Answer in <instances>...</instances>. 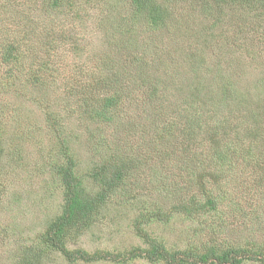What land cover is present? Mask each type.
<instances>
[{
    "label": "rangeland",
    "instance_id": "rangeland-1",
    "mask_svg": "<svg viewBox=\"0 0 264 264\" xmlns=\"http://www.w3.org/2000/svg\"><path fill=\"white\" fill-rule=\"evenodd\" d=\"M46 1L37 9L26 0H0V49L12 39L29 47L23 49L24 66L21 69L19 62L13 79L3 76L0 65V82L7 92L0 88V98L5 99L0 145L11 153L0 149V264H18L24 246L61 212L66 191L61 166L73 162L82 193H94L98 184L90 178L92 172L111 166L110 157L115 156L139 169L130 176L132 194L160 203L165 218L143 221L141 227L167 248L261 243L264 185L256 193L258 200L249 201L248 183L255 169H264V16L254 19L252 9L245 12L236 2L151 0L164 3L168 14L165 26H155L145 20V12L137 14L130 0H72L80 13L70 17L65 10L60 27L75 39L58 43L56 58L41 70L40 80L30 84L24 71L32 70L36 57L45 56L38 40L49 25L45 19L51 7ZM257 12L264 15V4ZM241 18L248 20L241 23ZM134 52L147 60L152 73L155 64L167 71L178 69L174 85L166 78L165 86H157L164 106L157 116L151 113L156 112L152 103L141 105L145 88L139 80L117 63ZM108 60L118 69L104 68ZM107 78L113 82L110 86L103 85ZM196 84L199 90L194 93ZM101 88L105 94L130 99L112 111L109 120L90 118L84 103L78 102V97L98 95V90L104 95ZM182 100L190 103L191 121L178 118L176 127L159 136L162 123L176 121L171 117L174 103ZM197 117L193 139L188 138L186 125ZM137 129L145 134L135 139ZM153 130L158 131L157 145L149 143ZM217 145L232 157L233 167L226 164L222 173L213 170L214 177H202L203 168L216 161ZM130 192L107 193L89 224L68 233L65 249L85 252L88 260L74 254L68 261L61 251L47 249L35 264H164L144 258L117 263L104 256L106 251L145 246L134 226L143 204L130 199ZM191 195L201 202L210 195L216 210L191 218L183 210H170Z\"/></svg>",
    "mask_w": 264,
    "mask_h": 264
},
{
    "label": "trees",
    "instance_id": "trees-1",
    "mask_svg": "<svg viewBox=\"0 0 264 264\" xmlns=\"http://www.w3.org/2000/svg\"><path fill=\"white\" fill-rule=\"evenodd\" d=\"M26 1L29 2L30 7H37V9L42 8L43 3H47L46 0ZM212 1L221 4L236 2V4L241 5V9H243V11L245 12H247V10L252 9V15L255 14L253 17L254 19H259L264 16L259 15L257 12L258 7L264 4V0ZM130 2L133 8L136 10L137 14L143 12L146 13L144 18L145 20L147 18L149 19L148 24L150 23L156 26L162 25L164 23L163 26L166 25V22L168 20V14L166 8L164 7V3H153L151 0H130ZM203 2L209 3L210 0H206ZM48 4L51 8L49 13L46 11L45 20L49 21L48 28H46L45 31L47 33H45L43 36H40L41 39L38 40V46L44 48L45 56H42L41 59L39 57H36V61L34 64L35 67L33 66L32 70L28 68L24 71V74L28 77L27 81L30 84L34 83L33 80L39 81L42 76L41 70L44 67L48 68L47 66L50 65L49 62L52 61L53 58H56L55 52L58 43L63 42V40L65 41L75 39V37H72L71 34H68L62 29V27H60V25H63L61 15L65 10H67L66 15H70V17H75L77 14L80 13L79 8L74 5L72 0H48ZM78 16L82 17L81 15ZM42 20H44L43 17L39 18V21ZM247 20L248 18H241V23L247 22ZM70 25H74L73 27H75L76 29L78 28L77 23L75 22ZM20 43L21 42H18L17 40L14 41L12 39L11 41H9V43L4 46L3 49H0V51H2L0 53V65L3 64L1 70L4 74V77L7 76V78L11 77L13 79V77H16L17 72H19V68L17 67L19 62L21 69L24 66V60L22 61V59H24V55L22 54V52H24L23 49L25 50L29 47H22V44ZM35 46L36 45H34L33 47ZM189 56L192 57V55ZM117 63H123V67L125 68V70H122L125 71V74L133 76L137 81L139 80V82L141 83L140 86L145 88L141 97V105L143 104L144 106H148L152 103L154 105L153 111H156L157 113H151L157 116L158 111L164 108L163 102L160 100L159 95L157 93V86H165L166 78L170 82L169 86L174 85V78L179 73L178 69L174 68V71H167L166 68H161L160 65L155 64V67L153 66L155 72L152 73L149 71L150 68H148L149 64L147 63V60L145 61L143 56H141L140 54H135V52L130 53L129 57L127 58H119ZM141 63L143 65H141ZM57 65L58 63L54 62L53 67H57ZM114 65L118 69L116 62L114 63V61L108 60V62H106V64L104 65V68L106 67L108 70H112ZM130 65L131 68H129ZM119 74L120 76L122 75L121 70L119 71ZM138 74H141L142 76L137 77ZM115 76L117 79V73L115 74ZM1 82L0 88H2L6 92L5 86ZM101 83L103 82L98 81L97 85H101ZM108 83L112 84L113 82L109 78H107L105 80V84L103 85L110 86L108 85ZM10 89L11 88H9V90ZM194 90H199L198 84L193 86V92L195 93ZM101 91L104 95L99 96L100 92L98 90V95H96L95 93L88 97H85L86 94L82 98L78 97V102L84 103L83 107L87 110L90 118H97L99 120H109L111 119L110 117H112V111L119 110V105L122 102L130 103V99H128V96L122 97L121 95H119V93L116 92L105 94L102 88ZM4 100L5 99L0 98V116L3 107H5ZM174 104L175 107L173 108V112L175 114L174 116L171 115V117H173V119L176 117V121H171V123L169 124L162 123L164 130H159V136L161 137L164 133L169 132L172 126L176 127L177 121L181 120L178 118L183 117L184 119H186L188 117V120L191 121L190 103L188 106L186 105V103H184V100H182L176 101ZM149 113L150 111H145L144 116ZM195 121L197 122L193 121L192 124L186 125V136L188 138L190 137L193 139V136H191L192 130L199 124L198 117L195 119ZM203 125H205V128H207V123L204 122ZM200 128H202V125L198 129ZM152 132L153 136L152 138H150L149 143L157 145L159 138L157 134L158 131L153 130ZM136 133L138 135L135 136V139L138 137L141 138L145 134L144 130L142 129L135 130L134 134ZM211 141L215 143L213 139ZM210 147H212V145ZM103 148H105V146ZM214 148H216V150H214L213 157L214 159H216V161H213L212 163L209 162V166L211 168L209 166L203 168L202 165L203 171L201 173H206V175H202V177H214L213 170H216L215 173H217V175L219 173H222L223 171H225V168L223 166L226 164H229L230 167H233L232 162L234 161L232 157H229L228 154L225 153V149L222 150V148L218 145L213 146V149ZM0 149L5 150L7 155L11 154L10 151H8L7 146L3 148L0 145ZM64 154H66V152H64ZM121 158L117 159L116 156L110 157L111 166L107 167L102 165L100 169H97L98 172H92L90 178L92 179V181L94 180L95 184H98L97 190L94 193H89L85 191L84 193H82V188H80L81 180L76 177L73 172L75 167V164L73 162L68 161L67 166H61L59 173L61 174L63 182H65L66 184V191L62 202L61 212L54 217V219L49 224L46 230L38 233L31 240L30 243L24 246V248L21 250L20 255L18 256L20 257L18 260V264H35V261H37L47 249L61 251L63 254H65L68 261H73L74 254L77 255V257H83V259L88 260V255L85 254V252H81L80 250H77L75 252H68L65 249L64 240L66 239L71 229L73 230L74 228H78V225L80 224H82L83 226L89 224V222L93 218L94 213H96L99 204L105 201L107 193L114 194L115 192V194L118 193V195L127 196V193L131 191V188H129V186L131 185L130 176H132L133 172V175H135V172H138L139 169H137L136 165H133L132 162L126 163V160H120ZM190 163H193V159L190 161ZM200 163L203 162L200 160ZM255 170H257V172H254L253 178L251 177L250 183H248V186L251 187L250 190L252 191V195L251 198H249V201L258 200L256 197V193L259 192L260 187L264 185V169L261 168ZM197 180L199 181L200 178H197ZM160 189L163 190L162 188ZM160 189L158 190L161 191ZM204 192L207 193L206 190H204ZM130 193V199H132L133 201H141L143 204L142 212L140 213V216L137 217L134 226L136 227L137 236H139L140 238H144L143 241L145 243V246H134L123 252L116 253H110L109 251H106L104 256L109 257L110 260L117 263H121L124 262L125 259L132 260L135 258H144L147 259L149 262H161L164 264H243L246 261H257L264 264V238L261 243L256 242L253 244H249L247 240H244V242L242 243H236L233 245L228 244L224 246H217L216 244H212L210 246H204L201 250H198V247L194 245L184 249L167 248L162 240H158L156 237H151L147 235L142 231L141 227V223L143 221L148 223L156 220L159 221L161 216L165 218L163 212L160 209V203L156 201H147L143 197H138V194H136L135 192L132 194L131 191ZM216 203L217 202L214 201L210 195H208L206 199L202 202L196 200L195 197L191 195L186 199V201L180 202L170 210H183L191 218L199 212L208 214L215 211ZM216 213H218V211H216L215 214ZM255 220H258V217H256ZM211 225L214 226L212 223L208 224L209 227H211ZM219 226L221 227L222 225ZM217 227L218 223H216L215 227H213L215 232V228Z\"/></svg>",
    "mask_w": 264,
    "mask_h": 264
}]
</instances>
